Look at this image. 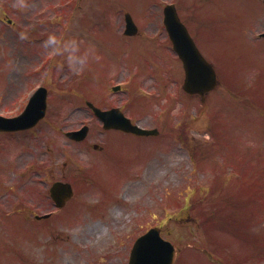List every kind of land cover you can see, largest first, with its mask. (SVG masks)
Masks as SVG:
<instances>
[{
	"label": "rangeland",
	"instance_id": "rangeland-1",
	"mask_svg": "<svg viewBox=\"0 0 264 264\" xmlns=\"http://www.w3.org/2000/svg\"><path fill=\"white\" fill-rule=\"evenodd\" d=\"M67 1L0 0V103L6 109H11L9 114L19 103L17 94L25 88L21 84L26 74L24 71L21 73L23 64L19 61L21 48L18 41L19 38L21 41H28L24 34L35 31L36 39L40 35L44 37L31 42L33 46L38 47V43L43 46L39 57L47 51L53 52V40L57 33L60 31L59 34H64L61 45L66 56H59L57 60L62 64H70L58 66V80L55 82V79H52L53 86L66 84V80L70 86L73 72L76 74V68L80 66L84 76L91 77L90 84L81 87L85 85L81 83L80 88L99 91L98 89L102 88L101 83L108 79L109 73L113 70L116 72V75H111L109 84L124 82L131 71L126 64H134L140 67V72L135 77L140 75L142 79H160L158 91L162 94L165 84L176 80L174 74L171 73L169 78L164 74L165 69L174 68L168 44L160 42L154 36L138 35L128 40L120 32L124 29V13L130 11L133 20L138 24L143 21V30L154 34L158 33L159 27L162 26L161 7L166 2L177 1L178 13L183 20H186L191 12H195L198 19L197 28L205 27L211 31L210 26L215 22L218 12L229 9L241 15L250 9L251 3L250 0H230V3L228 0H222L221 4L215 6L212 3L206 5V0H78L77 4L71 3V0L70 3ZM202 1L204 4H201ZM63 2L64 8L61 6ZM74 6L78 7L77 10ZM256 8L264 10L259 4ZM88 9L91 11L86 12ZM36 12H65L64 21L67 26L62 21L43 22L34 27ZM70 12L75 15L72 19ZM79 12H85L88 16L91 14L93 19L106 18V21L91 22L88 25L85 17L80 24L76 18ZM211 12H214L213 16ZM6 17L12 19L11 25L7 24ZM185 24L193 34V29L186 22ZM263 25L264 14L257 27L262 29ZM78 26L85 38L82 41H78L76 35L73 38L74 43L83 45L77 48L74 56V45L67 33L76 34V31L68 29H76ZM19 32L21 34L18 37ZM222 33L215 36V46H211L206 34L204 36L201 32L198 34L200 40L196 41L198 49L214 64L216 70V64L219 65L223 78L216 90L205 96V112L202 111L205 114L199 112L202 104L198 97H189L178 92V89L174 92L175 96L170 95L171 99L165 97V109L159 108L161 103L159 107L156 104L152 106L151 103H155L153 98L137 96L139 104H136V108L139 114L133 115L142 125L160 126V136L153 139L109 131L110 145L107 148L116 154L131 155L138 141L147 143L148 140H166L170 143V147L163 151L166 156H159L163 153L158 152L159 150L151 153L149 148L150 153L140 162L139 170L142 168L143 172L135 174L127 183V186L131 187L123 193L127 200L135 204L136 199L139 201L144 195H148L146 203L140 201L136 205L139 208L136 207L134 212L128 211L120 208L123 203L119 196L116 205L108 211L107 205L112 203L107 201H104L107 205L101 207L102 211L97 207H90L97 206V200L104 197V191H101L100 187L107 191L109 184V191L113 194L122 185L119 182L120 175L116 171L101 165L98 167L100 176L95 179L100 187L93 182L82 192L77 191L76 202L83 204L81 209L71 205L58 213V217L70 222L35 224L17 209L14 217H9L11 223H7V220L3 225L0 223V264H126L131 241L137 234L138 225L135 220H150L144 210L146 205L155 212L152 223L165 220L164 215L169 216L163 224L162 233L180 248L175 264H250V257L251 264H258V261L264 264V39L260 44H251L244 32L239 36L234 32ZM161 35L165 39L164 29ZM231 40L237 41L231 43ZM56 44L59 46L60 39ZM73 56L78 66L72 64ZM13 70H16V77L7 79L6 82V73L13 74ZM174 72L177 73L175 70ZM62 79L65 81H61ZM142 86L149 85L144 82ZM171 88H177L175 83ZM231 89L235 91L232 92ZM94 95L96 92L92 96ZM51 103L56 104L54 101ZM188 107H192L191 112L188 110L189 114L185 117L183 112ZM193 108L199 118L194 120L191 128L185 129V120L190 121L193 118ZM160 110L166 112L159 115ZM161 120H168L166 123L171 126L176 120H180L179 126H184L183 130L188 132L189 137L196 139V143L200 138L207 136L201 130L207 122L203 132L211 134L213 141L214 136L217 139L213 163H205V158L201 157L203 167L194 174L195 171L190 165L192 160L189 149L176 139L174 129H170V133L167 132ZM22 143H25L24 140L18 138L7 146H1L0 150L6 155H16L14 152L21 148ZM75 146L82 148L86 147V144ZM148 146L155 145L149 143ZM74 158L75 163L83 167L88 165L89 161L84 154H78ZM223 158L228 159L229 164L223 165L222 168L232 166L236 171L233 173L230 170L234 176H228L227 168L225 175L219 176V169L222 168L214 166L219 165L217 159ZM240 158H244L243 162ZM7 170L11 171L10 168ZM239 173L241 180L238 179ZM75 174L84 176L82 172ZM29 176L25 179L23 188L33 194L29 193L30 198L23 202L35 203L38 207L35 210L38 211L51 209L52 206L44 194L39 192L40 187L44 190V185L38 182L35 175ZM186 193H189V198L184 204L182 196ZM110 197L115 199L116 196ZM83 199L84 202H94L84 204ZM85 205L87 207H84ZM77 210L80 212L77 213ZM203 217L208 221L203 222ZM248 219L251 220L249 223ZM3 220L4 217H0V221ZM248 243L253 250L246 252ZM204 250L208 253L205 254Z\"/></svg>",
	"mask_w": 264,
	"mask_h": 264
},
{
	"label": "water",
	"instance_id": "water-1",
	"mask_svg": "<svg viewBox=\"0 0 264 264\" xmlns=\"http://www.w3.org/2000/svg\"><path fill=\"white\" fill-rule=\"evenodd\" d=\"M165 12H174V10L171 7H165ZM176 50H178L180 55L184 58L185 56L189 55L185 60L189 61V63L192 62L193 55L190 50H185L177 46ZM212 79H214L213 76ZM212 79H210L209 82V80L201 78L200 74H194L193 76L191 75L188 78V80L184 84V87L187 89V91H199L200 93H202L203 90H207L213 85ZM57 189L58 188L55 187L53 193ZM158 233L159 228H152L151 230H149V232L135 241L132 250L133 252H131L133 253V255L131 256L132 261L130 262V264H171L174 257L172 248L170 246V252L167 250H163L164 252L162 251L161 253V250L168 244L164 241H161L160 237H158Z\"/></svg>",
	"mask_w": 264,
	"mask_h": 264
},
{
	"label": "flooded vegetation",
	"instance_id": "flooded-vegetation-1",
	"mask_svg": "<svg viewBox=\"0 0 264 264\" xmlns=\"http://www.w3.org/2000/svg\"><path fill=\"white\" fill-rule=\"evenodd\" d=\"M118 98H119L118 101L122 99V97H118ZM104 101H106V99H104ZM103 106H104L103 109H108L112 105H103ZM104 132H106V130ZM89 133H90V131H89ZM86 141H87V139H84L83 141L77 142V143H85ZM94 144H96V143L94 141H92L91 146L93 147V149L101 150L102 147L100 145H98L97 148H94ZM68 156H69V154L66 152H64V153L63 152L62 153L56 152V153L51 154V157L49 158V161H48L50 166H51V168L48 170L49 176H50L49 179H52L55 176L56 177L55 179H57V180H59L60 177H61V179L64 180V178L69 176V174L71 173V169L69 171L68 161H67Z\"/></svg>",
	"mask_w": 264,
	"mask_h": 264
}]
</instances>
